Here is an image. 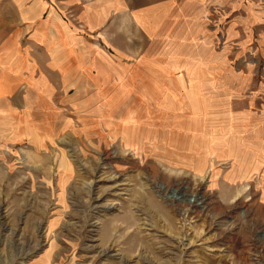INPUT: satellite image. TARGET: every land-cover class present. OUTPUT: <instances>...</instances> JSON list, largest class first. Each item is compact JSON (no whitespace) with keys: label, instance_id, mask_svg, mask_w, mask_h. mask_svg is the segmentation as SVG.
<instances>
[{"label":"rangeland","instance_id":"rangeland-1","mask_svg":"<svg viewBox=\"0 0 264 264\" xmlns=\"http://www.w3.org/2000/svg\"><path fill=\"white\" fill-rule=\"evenodd\" d=\"M192 11L2 150L0 264H264V0Z\"/></svg>","mask_w":264,"mask_h":264},{"label":"crops","instance_id":"crops-1","mask_svg":"<svg viewBox=\"0 0 264 264\" xmlns=\"http://www.w3.org/2000/svg\"><path fill=\"white\" fill-rule=\"evenodd\" d=\"M193 3L0 0V154L38 136L45 100L85 97L109 62L147 58L196 15Z\"/></svg>","mask_w":264,"mask_h":264},{"label":"bare ground","instance_id":"bare-ground-1","mask_svg":"<svg viewBox=\"0 0 264 264\" xmlns=\"http://www.w3.org/2000/svg\"><path fill=\"white\" fill-rule=\"evenodd\" d=\"M165 190V188H163Z\"/></svg>","mask_w":264,"mask_h":264}]
</instances>
